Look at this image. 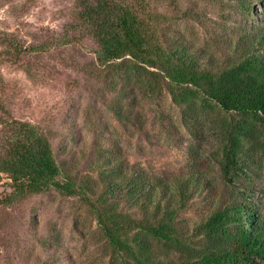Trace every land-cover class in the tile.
Segmentation results:
<instances>
[{
  "label": "trees",
  "instance_id": "16d2710c",
  "mask_svg": "<svg viewBox=\"0 0 264 264\" xmlns=\"http://www.w3.org/2000/svg\"><path fill=\"white\" fill-rule=\"evenodd\" d=\"M229 1L237 3L250 24L227 39L224 58L197 51L185 39H167L166 26L178 19L195 20L199 12L188 9L180 18L173 12L159 14L152 0H80L77 20L57 43H94L98 67L112 87L105 106L124 124L133 117L128 104L132 75L145 80L156 96L169 92L190 130L197 129L201 101L227 115L217 125L214 156L222 179L234 188L230 196L211 201L205 194L212 189L206 176L191 172L164 180L125 169L118 157L100 149L98 180L82 178L57 158L40 126L0 116V177L9 176L13 189L1 205L52 191L75 199L95 216L119 264H264V209L247 184L257 154L264 153V15L262 20L256 15L264 0ZM225 13L221 8L219 14ZM0 42L8 46L0 63L15 64L54 44H25L8 35ZM202 198L204 213L189 234L181 215Z\"/></svg>",
  "mask_w": 264,
  "mask_h": 264
},
{
  "label": "rangeland",
  "instance_id": "374dc122",
  "mask_svg": "<svg viewBox=\"0 0 264 264\" xmlns=\"http://www.w3.org/2000/svg\"><path fill=\"white\" fill-rule=\"evenodd\" d=\"M152 1L159 14L173 12L178 18L196 9L199 17L172 21L165 36L185 39L195 50L211 51L217 58H224L227 39L250 24L237 3L229 0ZM221 8L225 14H219ZM81 10L80 0H0V37L8 35L36 46L54 43L34 58L0 63V106L7 110H0V116L40 126L50 136L57 158H63L66 168H76L82 178L98 180L97 166H103L100 149L107 152L102 153L105 156L118 157L125 169L164 180L191 172L206 176L212 189L205 194L211 201L230 196L234 188L222 179L214 156L219 147L217 125L227 115L201 101L195 113L197 129L190 130L169 92L156 96L143 84L145 80L132 75L128 104L133 117L130 124L117 120L105 106L112 99V87L106 86V76L98 67L94 43L77 39L68 45L57 43ZM256 12L262 20L264 5ZM160 38L164 37L160 34ZM7 47L0 42V58ZM247 184L264 209V153L257 154ZM10 187L9 176L2 174L0 264H119L95 216L77 200L52 191L2 206L13 190ZM203 204V198L193 201L181 215L189 234L204 213ZM58 256L62 261H57Z\"/></svg>",
  "mask_w": 264,
  "mask_h": 264
}]
</instances>
